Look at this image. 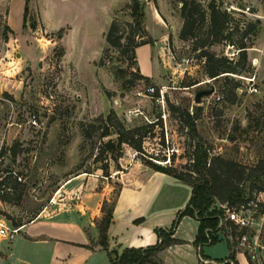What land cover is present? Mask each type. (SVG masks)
Here are the masks:
<instances>
[{
	"label": "rangeland",
	"instance_id": "1",
	"mask_svg": "<svg viewBox=\"0 0 264 264\" xmlns=\"http://www.w3.org/2000/svg\"><path fill=\"white\" fill-rule=\"evenodd\" d=\"M200 1L206 7L210 0ZM131 2L28 0L26 26L17 34L5 29L7 14L3 8L0 14V197L7 195L15 203L0 199V220L8 227H14L12 222H26L43 208L54 209L60 206L59 202H65L61 200V192L58 193L60 184L78 168L92 169L93 173L88 174L108 181V198L114 197L119 186L115 177L124 169L120 166L117 170L110 163L109 176H103L100 169H95L100 163H92L97 140L83 142L79 131L80 122L105 116L110 110L126 126L154 122L142 143V155L159 164H170L184 171L192 165L190 139L185 136V129L179 127L180 121L170 112L167 101L190 111L193 105L201 108L195 119L196 128L201 143L211 155L246 166L264 159V0H217L221 9L242 22L261 21L259 33L246 49L250 72L221 74L238 81V87L233 90L232 83L226 85L223 77L208 78L204 73V58L191 50L189 41L178 38L182 20L177 0L144 1L145 26L153 44L135 49L137 64H131L114 49H108L99 64L109 14L119 21L129 20ZM246 7L248 10L241 12ZM33 20L34 29L29 27ZM60 28L63 32L58 38L56 32ZM211 49L234 61L238 56L237 49L227 42L215 44ZM130 68L139 69L149 78L130 82ZM246 77H254V81ZM199 90L210 93L202 95L196 103L194 97ZM33 117L37 124L32 123ZM142 155L123 145L118 162L128 166ZM241 185L245 192L251 187L247 181ZM214 205L223 217L220 202L215 200ZM70 218L79 222L77 212H72ZM79 228L72 226L69 230ZM228 240L219 237L215 243L203 245V255L212 260L224 258L228 254ZM236 256L239 262H244L242 253L237 252Z\"/></svg>",
	"mask_w": 264,
	"mask_h": 264
},
{
	"label": "trees",
	"instance_id": "2",
	"mask_svg": "<svg viewBox=\"0 0 264 264\" xmlns=\"http://www.w3.org/2000/svg\"><path fill=\"white\" fill-rule=\"evenodd\" d=\"M180 3L179 13L182 20L178 30V38L182 41H189L192 51H198V56L204 58V73L208 78L218 79L223 77L226 83H232V90L238 87L229 75L223 73H233L238 75L250 72L246 49L251 46L256 35L261 29V21H241L233 17L227 11L221 9L217 0H210L204 7L200 0H177ZM28 0H25L22 27L26 26V12ZM145 3L141 0H132L130 4V19L119 21L111 18L108 28L104 33L105 48L100 58L99 64L103 62L108 49L116 50L121 57L137 64L135 49L145 44H153V39L149 35L145 26ZM30 28L34 29L36 24L31 21ZM5 29L12 31L8 26ZM63 29L60 28L56 35L61 38ZM227 42L237 49V59L216 54L211 47L215 44ZM170 43V42H169ZM130 82L139 79H148L146 75L140 73L139 69H129ZM221 75V76H219ZM264 85V80H263ZM5 96L11 95L4 92ZM169 110L175 114L180 121V126L185 129V136L190 139L192 150V165L190 169L179 170L173 165H163L143 157V141L151 132L150 127L154 122L126 126L113 110L105 116L100 115L90 121L79 123V131L83 142L97 140L92 163H100L95 169H100L103 176H109L110 163H113L117 170H120L119 159L123 155V145L134 149L142 156V163L150 168L169 174L191 186V196L183 209L177 211L175 219L170 227L159 226L155 228L157 235L156 243L145 247H125L120 252L116 248H109L107 228L112 220V210L115 198L118 194L120 184L112 199H104L100 206L101 215L95 219L94 223L98 230L97 244L106 251L111 264H163L159 252L171 244L181 243L182 240L173 236L175 227L184 215H189L198 221L197 234L193 244L197 249L199 258L209 259L202 253V246L213 244L218 240V224L221 210H217L214 201L226 203L229 206L240 205L255 197L258 192H264V159L257 160L253 165L246 166L235 160L224 158L220 155H211L200 141L197 132L195 119L200 111V107L193 105L192 111L188 107L168 102ZM180 128V129H181ZM93 173L92 169L75 172ZM10 172L7 173L9 175ZM2 179H0V184ZM250 182L249 191L245 192L241 183ZM19 198V197H18ZM17 198V199H18ZM0 199L4 202H13L7 195H2ZM39 212V211H38ZM36 212L29 220H33ZM143 219L134 220L135 223ZM14 227L22 222H12ZM222 229V228H221ZM225 233L224 229H222ZM234 255L228 253L227 257ZM224 258L214 259L223 261ZM200 264H204L200 261ZM210 264V263H208ZM229 264V263H224ZM236 264V263H235Z\"/></svg>",
	"mask_w": 264,
	"mask_h": 264
},
{
	"label": "crops",
	"instance_id": "3",
	"mask_svg": "<svg viewBox=\"0 0 264 264\" xmlns=\"http://www.w3.org/2000/svg\"><path fill=\"white\" fill-rule=\"evenodd\" d=\"M24 6L25 0H0V14L6 8L7 26L12 33L23 29ZM119 165L124 170L111 177L117 175L120 188L107 228L109 248H116L118 252L125 247L156 243L155 228L170 227L177 211L186 206L191 196L190 185L150 168L138 158L128 166H123L121 161ZM93 175L79 172L65 178L58 192L65 202H59L60 206L54 209L39 210L33 220L17 226L18 231L12 237L0 236V264H111L106 251L97 244L98 230L94 223L101 215L102 201L109 199V183ZM72 212L79 214V222L70 218ZM138 218L143 220L135 223ZM72 226L80 228L69 230ZM197 229L195 218L181 217L173 236L182 242L159 252L163 264H200L202 260L193 244ZM20 231L23 233L18 234ZM217 234L218 239L226 237L222 229Z\"/></svg>",
	"mask_w": 264,
	"mask_h": 264
},
{
	"label": "built area",
	"instance_id": "4",
	"mask_svg": "<svg viewBox=\"0 0 264 264\" xmlns=\"http://www.w3.org/2000/svg\"><path fill=\"white\" fill-rule=\"evenodd\" d=\"M247 10L248 7L241 12ZM230 47L234 48L233 45ZM246 78L250 82L254 81V77ZM32 123L37 124L34 117ZM53 202L52 200L51 203ZM220 207L224 211V216L220 218L218 227L224 229L225 236L229 239V254L232 253L234 256L232 258L225 256L223 261L201 259L202 262L204 264H264V192H258L254 198L240 205L229 206L224 203L220 204ZM17 231L16 227H8L0 220L1 237L10 238ZM237 252L243 254V263L239 262Z\"/></svg>",
	"mask_w": 264,
	"mask_h": 264
},
{
	"label": "water",
	"instance_id": "5",
	"mask_svg": "<svg viewBox=\"0 0 264 264\" xmlns=\"http://www.w3.org/2000/svg\"><path fill=\"white\" fill-rule=\"evenodd\" d=\"M141 1L144 2L145 0H141ZM209 93H210L209 90H199V91L196 93L195 97H194V101H195L196 103H199V102L201 101V96H202V95L209 94Z\"/></svg>",
	"mask_w": 264,
	"mask_h": 264
}]
</instances>
